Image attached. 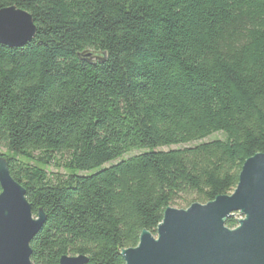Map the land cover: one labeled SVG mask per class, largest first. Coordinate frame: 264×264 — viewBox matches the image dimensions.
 Returning <instances> with one entry per match:
<instances>
[{
    "label": "trees",
    "instance_id": "1",
    "mask_svg": "<svg viewBox=\"0 0 264 264\" xmlns=\"http://www.w3.org/2000/svg\"><path fill=\"white\" fill-rule=\"evenodd\" d=\"M11 7L37 27L0 45V156L46 216L33 264H126L168 208L231 195L264 154V0H0ZM61 160L68 174L50 177Z\"/></svg>",
    "mask_w": 264,
    "mask_h": 264
},
{
    "label": "water",
    "instance_id": "2",
    "mask_svg": "<svg viewBox=\"0 0 264 264\" xmlns=\"http://www.w3.org/2000/svg\"><path fill=\"white\" fill-rule=\"evenodd\" d=\"M37 27L28 12L11 7L0 11V45L22 48L32 42ZM80 58L92 62L93 53ZM0 264H33V238L46 216L34 217L25 189L0 156ZM240 214L242 219L240 218ZM236 215L239 225L225 221ZM126 264H264V154L247 160L231 195L188 209L168 208L156 235L144 231L136 248L122 253ZM86 256H64L60 264H88Z\"/></svg>",
    "mask_w": 264,
    "mask_h": 264
},
{
    "label": "rangeland",
    "instance_id": "3",
    "mask_svg": "<svg viewBox=\"0 0 264 264\" xmlns=\"http://www.w3.org/2000/svg\"><path fill=\"white\" fill-rule=\"evenodd\" d=\"M215 139H223V135L222 134H216V135H213L212 137L204 140L203 142H208V141H212V140H215ZM192 145H195L194 143L193 144H190V145H187V146H173V147H169V148H163L162 150L164 151H168L170 149H179V148H182V147H189V146H192ZM143 151H134L132 153H129L127 154L124 159H127L129 157H132L134 155H137V154H140L142 153ZM5 153V150L4 149H1L0 150V154H4ZM120 161V160H118ZM64 160H61L60 163H59V166L56 165V164H53L51 165L47 171L50 175V177H55L57 174H60V175H66L68 174V172L66 171V169L63 167L64 165ZM236 215H240V214H236ZM240 218L242 219V216L240 215Z\"/></svg>",
    "mask_w": 264,
    "mask_h": 264
}]
</instances>
